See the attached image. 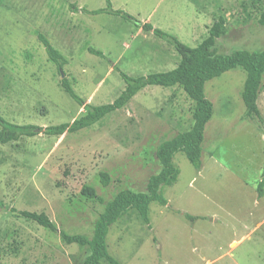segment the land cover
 I'll use <instances>...</instances> for the list:
<instances>
[{"label": "rangeland", "instance_id": "obj_1", "mask_svg": "<svg viewBox=\"0 0 264 264\" xmlns=\"http://www.w3.org/2000/svg\"><path fill=\"white\" fill-rule=\"evenodd\" d=\"M110 1L113 9L192 48L223 17L226 33L217 41L218 53L264 50V26L258 24L264 0ZM106 7L107 0H0L3 118L44 130L84 113L63 90L60 71L36 33L67 58L65 77L94 106L113 103L125 89L115 67L133 77L177 67L174 47L134 22L83 12ZM246 78L237 68L206 84L214 112L205 129L202 169L178 153L180 175L163 190L168 205H150L151 228L135 211L111 226L107 243L119 264H264V195H258L264 125L242 100ZM258 105L264 116V79ZM193 107L179 87L148 86L123 109L77 133L49 136L40 129L34 137L0 143V264H82L86 249L65 245L59 233L12 209L45 213L60 229L91 236L103 205L87 201L83 186L95 188L105 201L123 189L145 192L160 168L157 148L190 129ZM102 172L110 177L107 187Z\"/></svg>", "mask_w": 264, "mask_h": 264}, {"label": "trees", "instance_id": "obj_2", "mask_svg": "<svg viewBox=\"0 0 264 264\" xmlns=\"http://www.w3.org/2000/svg\"><path fill=\"white\" fill-rule=\"evenodd\" d=\"M73 9L78 10L73 6ZM89 15H114L134 22L144 32L152 33L174 47L180 56L177 67L168 72L151 73L146 76L133 77L115 67L125 82V89L120 96L110 104L94 106L87 103L75 92L70 80L65 77L61 79L63 90L84 109V113L72 123H62L47 128H38L34 125H18L9 122L0 115V143L6 145L18 142L24 138L37 135V131H44L49 136H62L66 133H77L94 126L107 115L123 109L139 92L148 86H159L162 88H181L193 102V123L187 131L181 132L172 138L164 141L156 150V159L159 163V171L150 176L145 192L123 189L109 201L98 196L95 188L84 185L81 194L87 201H98L103 205V211L95 222L91 236L85 234H71L60 229L45 213L29 211H17L20 216L27 220L36 222L45 230L60 235L62 243L65 245H77L81 249L88 251L82 264H100L107 261L109 264H119L110 254L107 243L111 226L125 217L130 211H135L141 221L151 228L150 205L157 203L167 206L168 201L163 190L175 184L180 175L179 167L174 163V158L178 153H183L197 171L203 166V144L205 141V129L211 120L214 112V105L206 97V84L223 75L228 71L237 68L243 69L247 78L242 91V100L247 112L256 116L264 125V116L258 105L264 79V50L248 51L235 50L230 54H220L217 51V41L226 33V22L223 17L216 21L208 31V36L195 48L182 43L176 36L154 28L150 23L140 24L132 15L113 9L110 0H107V7L98 10L83 9ZM258 24L264 26V9L261 11ZM37 38L42 43L47 53L48 59L59 71H64L68 65L67 58L56 49L51 41L42 33H36ZM86 50L93 55L105 58L102 51L92 47ZM264 178V171L262 174ZM100 178L104 187H107L111 180L107 173H100ZM259 197L264 195V179L259 184ZM190 221L197 218L186 216ZM42 264V263H32Z\"/></svg>", "mask_w": 264, "mask_h": 264}, {"label": "water", "instance_id": "obj_3", "mask_svg": "<svg viewBox=\"0 0 264 264\" xmlns=\"http://www.w3.org/2000/svg\"><path fill=\"white\" fill-rule=\"evenodd\" d=\"M60 74L62 76L61 78L63 79L65 77V75H64L65 73L63 71H60Z\"/></svg>", "mask_w": 264, "mask_h": 264}]
</instances>
